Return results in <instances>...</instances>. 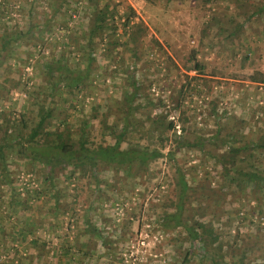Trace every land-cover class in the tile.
I'll return each mask as SVG.
<instances>
[{
    "label": "rangeland",
    "instance_id": "rangeland-1",
    "mask_svg": "<svg viewBox=\"0 0 264 264\" xmlns=\"http://www.w3.org/2000/svg\"><path fill=\"white\" fill-rule=\"evenodd\" d=\"M105 1L116 4V21L123 19L120 15L126 7H131L133 20L145 25L139 50H123L122 36L121 43L107 51L109 57L99 59L95 55L78 91H60L59 87L53 90L55 98L50 99L46 97L50 85L43 73L45 60L61 55L68 65L83 63L85 54L72 51L65 42L74 40L72 24L80 26L85 21L79 15L85 0H73L68 5L69 13L63 9L53 13L59 0H0V42L2 37L9 38L0 53L4 62L0 66V137L5 135L11 140L5 159L12 177L10 185L0 184V264H181L184 253L192 250L179 241L181 227L164 226L158 216L176 191L175 165L184 172L191 187L202 184L201 190L209 191L221 185L220 167L206 152L217 150V145L205 143L201 149L183 146L173 154L174 160L162 155L148 175L137 173L134 185L124 177L103 173L99 182L104 188L95 192L91 179L80 173L69 178L55 167L53 187H62L64 193L55 205L52 188L47 194L41 192L46 165L16 150L19 143L12 141L13 135L28 134L37 118L38 105L52 109L51 124L45 122L48 128L59 126L58 121L77 119V109L87 110L91 104H96L98 115L106 107L114 109L120 95L116 86L122 88L123 79L120 72L113 73L112 67L120 64V58L129 62L137 55L135 76L145 83L139 88L137 100L160 98L162 105H150L147 112L166 111V118L174 123L166 133L163 152L173 144L170 139L182 133V114L189 118L185 122L188 139L203 132L212 133L213 115L225 127L243 119V130H233L244 140L264 132V82L249 79L252 74L264 77V0ZM42 22L53 27L42 34L43 43L27 39ZM25 26L29 28L27 32ZM19 30L25 31L20 37L15 34ZM120 32L119 29L116 33ZM99 45L101 49L102 44ZM192 52L203 61L202 71L187 67L194 60ZM14 79L20 81L22 88H11ZM211 107L214 111H210ZM92 134V139L100 140L97 130ZM97 168L100 171L104 166ZM199 191L189 193L186 204H191ZM74 193L75 200L69 203ZM225 194L226 201H218L215 207L216 212L225 210L224 222L229 227L220 231L238 233L236 246L250 248L242 264H264V190L230 185ZM16 195L27 198L24 209L17 213L8 206ZM192 213L191 210L190 217ZM85 218L104 237L103 243H99L95 231L87 233L91 229L86 231ZM20 225L29 229L27 238L36 236L45 245L20 240ZM78 248L87 251L82 255ZM186 262L207 264L206 260L199 262L197 256Z\"/></svg>",
    "mask_w": 264,
    "mask_h": 264
},
{
    "label": "trees",
    "instance_id": "trees-1",
    "mask_svg": "<svg viewBox=\"0 0 264 264\" xmlns=\"http://www.w3.org/2000/svg\"><path fill=\"white\" fill-rule=\"evenodd\" d=\"M71 2L73 0H59L54 5L53 13L63 12V10L68 12V5ZM262 6L263 4L260 5V10ZM116 7V4L109 5L105 0H85V3L81 5L82 9H79V15L85 21L80 26L72 24L70 27L72 28L71 33H74L71 37L74 40L65 42V44L72 51L85 54L82 58L83 63L77 61L68 65L64 61L66 57L61 55L56 59L45 60L43 64L45 71L43 73L50 85L49 91L46 93L47 98L54 99L53 90L59 89V87H61L60 91L62 89L70 92L78 91L89 74L90 63L96 57L95 55L99 59L109 57L107 51L119 45L122 36L125 41L123 50L130 52H134L135 49L139 50L138 42L146 32L145 25L140 20H133L134 13L131 7H126L120 15H123V19L116 21L114 18ZM69 10H71L70 7ZM44 22L36 25L37 28L31 31V35L26 38H33L35 43H43L42 34L50 32L53 28L51 24L45 25ZM40 24L42 27L48 26L41 30ZM24 29L26 32L29 30L27 26ZM119 29L121 32L116 33ZM25 31L19 30L15 34L20 37ZM8 40L7 37L1 38L0 53L5 49ZM99 44H102L101 49H98ZM133 56V61L129 62H125V59L119 57L121 59L120 64L112 67L113 73L120 72V79H123L122 88L116 86L120 95L117 102H114V109L106 107L98 115L95 111L96 104H91L87 110L73 107L77 109V119L73 118L74 120L65 122L58 121L59 126L48 128L45 122L51 124L52 120L49 117H51L52 109L50 106L45 108L43 105H38L37 118L31 125L28 134L26 136L16 134L11 137L12 141L18 142L21 148L20 150L18 147L19 149L16 150L25 154L29 159L46 165L47 170L42 177L45 185L41 192L47 194L49 189L52 188L51 196L53 197V203L56 205L64 193L62 187H53L52 179L54 173H56L54 171L55 167H60L67 173L66 176L69 178L80 173L91 179L90 184L95 192L99 188H104V184L99 182L103 173L112 174V177L114 174L117 177H124L134 185L137 173L143 171L148 175L150 167L162 155H165L169 160H174L173 154L183 146H195L196 149H201L205 143L217 145V150H206V152L213 159V162L220 167L221 185L217 188H210L209 191L201 190L202 184L197 185L198 188L191 187L184 172L175 165L174 183L176 191L166 200L168 201L166 209L161 210L158 220L164 226L168 225L171 228L179 225L181 227L178 230L181 235L179 241L184 243L187 248H192V250L190 249L184 253L181 264H186V261L192 256H197L198 261L202 263L206 260L207 264H242L244 256L250 252V248L243 245L236 246V235L238 233L229 235L220 231V229H223L222 227H229L224 222L227 213H225V210L216 212L215 206L218 201L223 203L226 201L225 193L230 185L235 186L237 189L264 190V132L244 140L242 139L243 135H237L239 132L233 130V127L243 130V119L239 118L236 124L225 127L224 122H221L218 116L213 115L215 125L212 133L203 132L188 139L185 137V131L187 130L185 122L189 118L186 114H182L180 117L182 133L173 136L170 139L173 144L163 152L162 149L168 140L166 133L173 129L174 123L172 119L166 118V111L161 110L155 114L147 112L150 105H154V107L162 105L160 98L155 101L147 97L143 101L137 100L139 88L145 83L140 77L135 76L134 62L137 55ZM192 58L194 60L187 67L202 71L203 61L197 60L193 52ZM3 63L0 60V66ZM249 79L264 82V77L257 78L253 74L249 75ZM11 84V88H22L23 86L17 79H14ZM7 88L10 89V87ZM211 110L214 111L213 107H211ZM253 111L254 109L249 112L252 113ZM95 130L100 136L99 141L92 139V133ZM10 146V138L5 135L1 136L0 184L5 186L10 185L12 182V177L8 172L9 166L6 164L5 159V150ZM242 161H244L243 165ZM99 165L104 166L100 171L97 168ZM222 182H225V184ZM111 188H114V184ZM196 190L200 191L197 195H194L191 204H186L187 195L189 193L192 195L193 191ZM223 193L225 195H222ZM75 195L76 193L70 198L69 203L75 200ZM26 199V197L21 198L19 195H16L13 199L10 198L8 205L10 211L19 212L26 204ZM191 210L194 212L192 217L189 214ZM84 220L86 231L91 229L87 232L88 234L96 230L89 225L88 219L85 218ZM20 227L21 231L19 232L21 234L18 235L20 240H28L32 245H45L44 242L38 241L36 236L27 238L29 229L26 230L21 225ZM93 233L98 237L99 243L105 241L100 233L96 231ZM83 244L85 245V240ZM86 249L81 251L78 248L77 251L84 255Z\"/></svg>",
    "mask_w": 264,
    "mask_h": 264
}]
</instances>
